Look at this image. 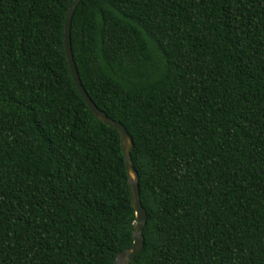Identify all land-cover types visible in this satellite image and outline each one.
Here are the masks:
<instances>
[{"label": "trees", "instance_id": "1", "mask_svg": "<svg viewBox=\"0 0 264 264\" xmlns=\"http://www.w3.org/2000/svg\"><path fill=\"white\" fill-rule=\"evenodd\" d=\"M73 0H0V264H113L136 221L119 131L73 80ZM80 79L131 135L129 264H264V0H80Z\"/></svg>", "mask_w": 264, "mask_h": 264}, {"label": "water", "instance_id": "2", "mask_svg": "<svg viewBox=\"0 0 264 264\" xmlns=\"http://www.w3.org/2000/svg\"><path fill=\"white\" fill-rule=\"evenodd\" d=\"M79 2L80 0H73L66 15L65 29H64L65 52H66L69 68L73 80L76 84V87L78 88L80 94L82 95V97L84 98L90 109L92 110V112L99 120L103 121L110 127L116 128L120 134L121 146H122L124 160L126 164V170L128 174V182L130 187L132 206L134 207L136 213L135 216L136 223L133 229V238H134L133 244L130 247L118 252L114 259L113 264H129L131 261H133V259L142 250L144 246L143 228L144 225L146 224V218H147L146 209L143 207L140 200L138 172L134 168L133 161L131 158V150L134 146V142L131 135L128 133V131L121 122L112 119L104 111L98 108V106L93 102V100L87 93L80 79L79 72L73 56L71 35H70L72 17Z\"/></svg>", "mask_w": 264, "mask_h": 264}]
</instances>
